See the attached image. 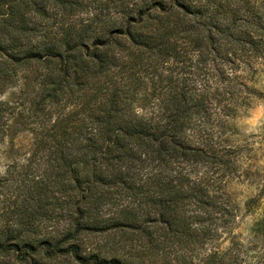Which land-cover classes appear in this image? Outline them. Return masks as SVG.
Here are the masks:
<instances>
[{
  "label": "trees",
  "instance_id": "16d2710c",
  "mask_svg": "<svg viewBox=\"0 0 264 264\" xmlns=\"http://www.w3.org/2000/svg\"><path fill=\"white\" fill-rule=\"evenodd\" d=\"M262 68L264 0H0V144L20 79L37 121L0 168V264H238L189 251L217 186L264 183L237 128Z\"/></svg>",
  "mask_w": 264,
  "mask_h": 264
},
{
  "label": "rangeland",
  "instance_id": "374dc122",
  "mask_svg": "<svg viewBox=\"0 0 264 264\" xmlns=\"http://www.w3.org/2000/svg\"><path fill=\"white\" fill-rule=\"evenodd\" d=\"M20 79L16 86L6 91L3 99L10 102L13 115L9 135L0 144V168L10 170L15 175L28 166L33 153V127L37 123L33 118L31 106V89ZM255 87L263 93V99L257 101L247 114L237 122L239 132L245 136L250 152L256 155L257 163L251 164V174L264 175V68L257 74ZM36 160V157L33 161ZM37 167L34 161L30 167ZM16 167V168H14ZM31 172V170L29 171ZM251 181L249 177L236 179L215 189L221 209H212L204 214L199 226L206 229V234L192 256L201 258L210 253L226 254L238 264H260L264 259V240L251 229L264 214V196L262 205L252 210L249 201L261 191L264 183ZM264 219V217L262 218ZM196 257V256H195Z\"/></svg>",
  "mask_w": 264,
  "mask_h": 264
}]
</instances>
